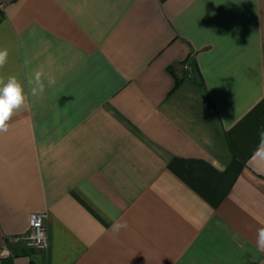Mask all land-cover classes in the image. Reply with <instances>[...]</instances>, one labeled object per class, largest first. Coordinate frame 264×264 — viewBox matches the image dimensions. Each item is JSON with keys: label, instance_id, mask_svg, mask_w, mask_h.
<instances>
[{"label": "crops", "instance_id": "1", "mask_svg": "<svg viewBox=\"0 0 264 264\" xmlns=\"http://www.w3.org/2000/svg\"><path fill=\"white\" fill-rule=\"evenodd\" d=\"M4 1L0 264H264V0Z\"/></svg>", "mask_w": 264, "mask_h": 264}, {"label": "clouds", "instance_id": "2", "mask_svg": "<svg viewBox=\"0 0 264 264\" xmlns=\"http://www.w3.org/2000/svg\"><path fill=\"white\" fill-rule=\"evenodd\" d=\"M8 60V50L0 49V70L4 68ZM45 73L42 69L34 72L33 79L30 82L32 87L30 95L40 96L45 91L44 83ZM49 85L55 84L52 76L47 77ZM27 96L20 79L16 75H0V133L8 131V121L13 115L23 107L27 106ZM254 156H264V131L260 132V147ZM127 221L115 222L112 225V231L118 234L122 229H127ZM256 246L258 250L264 251V226L259 227L256 233Z\"/></svg>", "mask_w": 264, "mask_h": 264}, {"label": "built area", "instance_id": "3", "mask_svg": "<svg viewBox=\"0 0 264 264\" xmlns=\"http://www.w3.org/2000/svg\"><path fill=\"white\" fill-rule=\"evenodd\" d=\"M6 3L0 0V20L4 16ZM184 67L193 75L192 65L185 63ZM48 212L32 211L29 216V230L23 236H16L14 239L23 238L26 244L37 249L47 250L50 246V239L47 226Z\"/></svg>", "mask_w": 264, "mask_h": 264}, {"label": "water", "instance_id": "4", "mask_svg": "<svg viewBox=\"0 0 264 264\" xmlns=\"http://www.w3.org/2000/svg\"><path fill=\"white\" fill-rule=\"evenodd\" d=\"M192 70H193V73H194V75L196 77V82L202 83V77H201V74L198 71V68H197L196 64L192 65Z\"/></svg>", "mask_w": 264, "mask_h": 264}]
</instances>
